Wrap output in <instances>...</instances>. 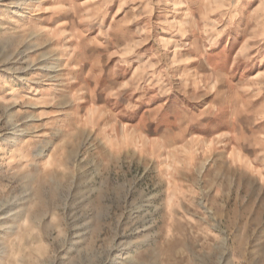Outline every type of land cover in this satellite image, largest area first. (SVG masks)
<instances>
[{"label":"rangeland","instance_id":"374dc122","mask_svg":"<svg viewBox=\"0 0 264 264\" xmlns=\"http://www.w3.org/2000/svg\"><path fill=\"white\" fill-rule=\"evenodd\" d=\"M0 264H264V0H0Z\"/></svg>","mask_w":264,"mask_h":264},{"label":"bare ground","instance_id":"6f19581e","mask_svg":"<svg viewBox=\"0 0 264 264\" xmlns=\"http://www.w3.org/2000/svg\"><path fill=\"white\" fill-rule=\"evenodd\" d=\"M59 128H60V122H54L51 129L54 132V131L58 130Z\"/></svg>","mask_w":264,"mask_h":264}]
</instances>
